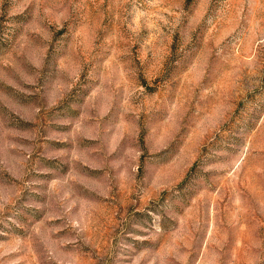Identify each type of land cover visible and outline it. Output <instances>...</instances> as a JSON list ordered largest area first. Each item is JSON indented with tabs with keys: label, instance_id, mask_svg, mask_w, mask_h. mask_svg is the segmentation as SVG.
Instances as JSON below:
<instances>
[{
	"label": "rangeland",
	"instance_id": "rangeland-1",
	"mask_svg": "<svg viewBox=\"0 0 264 264\" xmlns=\"http://www.w3.org/2000/svg\"><path fill=\"white\" fill-rule=\"evenodd\" d=\"M0 264H264V0H0Z\"/></svg>",
	"mask_w": 264,
	"mask_h": 264
}]
</instances>
